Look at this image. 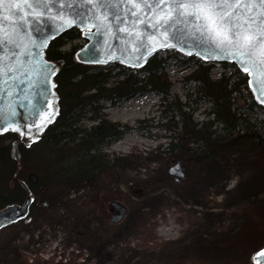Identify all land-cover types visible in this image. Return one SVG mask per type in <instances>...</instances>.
<instances>
[{
    "label": "rangeland",
    "instance_id": "374dc122",
    "mask_svg": "<svg viewBox=\"0 0 264 264\" xmlns=\"http://www.w3.org/2000/svg\"><path fill=\"white\" fill-rule=\"evenodd\" d=\"M157 58L167 60L170 95L185 100L181 78L193 66L178 65L184 59L174 51ZM217 68L214 64L210 70L212 79L219 75L213 71ZM160 97L142 93L119 105L103 103L109 120L131 128L104 150L124 158L126 169L102 175L92 190L70 188L53 214L35 211L31 218L2 230L0 264H251L253 252L264 241V193L257 201L248 193L264 183V152L248 150L207 171L185 162V179L174 182L166 170L175 153L167 155L163 144L166 135L180 129L149 128L147 121L155 124L159 119ZM209 107L206 103L196 111L195 120H204ZM36 152L25 153L26 163L17 170L33 177L34 183L40 177ZM110 202L126 207L123 219L112 226L107 225ZM87 203L96 211L79 209ZM103 230L108 237L96 241L92 236Z\"/></svg>",
    "mask_w": 264,
    "mask_h": 264
},
{
    "label": "trees",
    "instance_id": "16d2710c",
    "mask_svg": "<svg viewBox=\"0 0 264 264\" xmlns=\"http://www.w3.org/2000/svg\"><path fill=\"white\" fill-rule=\"evenodd\" d=\"M78 37L79 30L72 28L46 47L47 59L63 61L55 77L59 114L37 142L29 147L18 145L22 166L26 163L25 153L36 149L39 151L36 152L39 179L34 183L22 172L17 175L27 182L34 195L30 216L35 211L53 214L58 210L59 203L67 198L70 188L87 187L92 190L91 186L102 175L126 169L124 158L109 155L104 150L131 128L109 120L103 111L104 102L115 106L142 93L160 94V116L155 124H152L153 119L147 120L151 122L149 128L162 127L168 132L173 127L179 128V133L172 131L166 135L168 141L163 144L165 153H175V158L183 163L203 165L206 171L210 166L219 169L229 157L245 156L248 150L249 153L251 150L264 152V107L250 93L247 75L234 65L221 63V77L212 79V64H205L193 57L178 62V65L186 64L189 68L193 66L181 78L185 89V100L181 101L169 93L171 82L165 70L167 60L154 55L139 69L121 64L107 67L80 64L73 60L75 47L67 51L62 49L68 41ZM228 69L232 71L227 73ZM206 103L210 104L204 112L206 118L195 120L193 114ZM15 138L14 132L0 134V208L24 198V191L18 182L9 185L16 168L15 161L10 157L11 141ZM57 191L61 193L56 194ZM262 193L264 183L258 191L251 190L248 197L257 201V196ZM79 209L90 210L93 205L87 203ZM108 235V231L103 230L101 233L95 232L92 237L101 242ZM263 245L264 241L255 251Z\"/></svg>",
    "mask_w": 264,
    "mask_h": 264
},
{
    "label": "snow or ice",
    "instance_id": "6c2138e0",
    "mask_svg": "<svg viewBox=\"0 0 264 264\" xmlns=\"http://www.w3.org/2000/svg\"><path fill=\"white\" fill-rule=\"evenodd\" d=\"M4 2L5 0H0V4ZM22 2L31 9L28 15L34 14L40 19L44 18V14L36 10L39 4H59L60 11L55 17H50L61 20L58 31L71 27L78 20L82 29L87 25L86 34H90L95 28L97 31L103 30L106 35H112L111 21H120L116 31L126 34V43L138 42L139 46L135 47L134 51H140V47L145 44L144 32L139 26L145 23L146 17L147 27L153 30L147 34L149 42L163 38V47L174 46L167 43L172 40L183 48L187 47L184 41L191 39L192 46L198 49V54L199 49L206 50L203 59H231L253 78L249 80L250 86H261L259 93L264 96V0H80L87 10L77 12L70 18L62 15L65 7H72V4H65L64 0ZM89 5L91 7H87ZM121 5L124 6L123 15L120 12ZM48 11H52L51 7ZM24 23H27L26 19ZM177 33L182 39H177ZM27 36L28 30L21 28L18 22H14L11 31H6L0 26V51L8 49V46L26 49L24 38ZM47 39L48 37H44L41 44L33 43V47H47ZM187 54L191 55L192 52L189 50ZM11 55L15 57L11 63H5L4 57L0 56V75H8L15 80L18 78L15 73L24 75L32 71L38 78L47 79L57 72V66L47 60H34L33 65L29 67L21 61L20 52H12ZM29 55L34 56L35 53L29 52ZM21 68L25 71L21 72ZM52 87L55 88L56 85L52 84ZM28 103L29 112L40 110L31 100ZM11 115L15 116V111H12ZM31 127L39 131L41 125L34 123ZM12 131H19L22 138L26 135L18 128H13ZM257 255H264V250Z\"/></svg>",
    "mask_w": 264,
    "mask_h": 264
},
{
    "label": "water",
    "instance_id": "95a60500",
    "mask_svg": "<svg viewBox=\"0 0 264 264\" xmlns=\"http://www.w3.org/2000/svg\"><path fill=\"white\" fill-rule=\"evenodd\" d=\"M64 3L72 4L71 8L65 7L62 13L65 18H70V16H75L77 12L87 10V8L80 3V0H75V2L74 0H64ZM49 7L52 9L51 12L48 11ZM87 7L91 6L89 5ZM123 7V5L120 6L121 15H123ZM36 10L44 14L43 19L36 17L34 14L28 15L27 13L31 12V9H28L27 5H25L22 0H5L3 4H0V26H2L4 30L11 31L14 22L20 23L21 28L28 30V36L24 38L27 48L16 49L14 46H8V49L0 51V56L4 57V62L11 63L15 59L11 53L20 52L21 61L26 66L30 67L33 65L34 60L40 59L47 60L57 66L56 74L54 76H49L47 79H43L42 77L38 78L36 73L32 71H28L24 75L15 73L14 75L18 77L15 80L11 79L8 75H0V134L6 131H12L13 128H18L26 134L25 137L22 138L19 131H12L16 133L17 139L11 143L10 157L18 162V167L20 158L17 149L18 143H24L28 146L30 143L36 142L44 130L55 122L59 114V96L56 89L52 87V84L56 85L55 77L62 67L63 61L47 59L45 56L46 47H33V43L41 44L44 37H48V46L53 39L64 32L71 28H77L81 32L80 36L86 40V43L75 51L73 60L84 65L107 66L118 63L127 68L139 69L155 54L173 50L184 56L195 57L203 62L229 63L234 65L240 72L245 73L231 59H203L202 56L206 54V50L199 49L198 54V49L192 46L191 39L184 41L187 47L183 48L179 44H175L172 40H168L167 43L174 46L163 47V38H158L154 42H149L147 40V34L153 30L147 27L148 20L146 17L145 23L139 26L140 30L144 32L145 44L140 47V51H134V48L139 46L138 42L136 44L132 42L126 43V34L116 31V27L121 23L120 21H111L113 26L112 35H106L103 30L97 31L95 28L92 29L90 34H86L87 25L82 29L78 20L77 23L72 24L71 27L58 31L61 26V20L50 19V17H55L57 12L60 11L59 4L41 3L37 6ZM112 10L115 11L116 9ZM25 19L27 23H24ZM129 23H131V19H129ZM177 39H182L179 33H177ZM189 50L192 52L191 55L187 54ZM29 52L35 53V55H29ZM20 71L24 72L25 69L21 68ZM250 79L253 78L247 75L249 91L254 100L264 107V96L259 93V88L261 86L258 84L250 86ZM5 81H7V83H5ZM39 93H44V95H39ZM29 100L37 104L40 110L29 112ZM12 111H15V116L11 115ZM34 123L41 125L39 131H37L35 127H31ZM25 125H28V127H25ZM166 172L167 175L174 178L175 182H179L185 176L180 160H173ZM20 185L25 191V199L22 204L10 203L0 210V228L8 223L22 219L28 214L29 206L32 201V194L23 181L20 182ZM110 206L111 210H115V214L110 221L116 223L124 217L126 209L121 204L115 202L111 203ZM261 250H264V246L251 256V264H264V255H257Z\"/></svg>",
    "mask_w": 264,
    "mask_h": 264
},
{
    "label": "flooded vegetation",
    "instance_id": "af4514ba",
    "mask_svg": "<svg viewBox=\"0 0 264 264\" xmlns=\"http://www.w3.org/2000/svg\"><path fill=\"white\" fill-rule=\"evenodd\" d=\"M15 172H16V171H15ZM13 174H14V173H13ZM12 176H13V181H10V182H9V185H10V186L13 185L14 181H16V182L20 181V180L18 179V177H17V173H16V178L14 177V175H12ZM29 180H34V179H33V177H31ZM23 199H24V198H23ZM33 200H34V199H33ZM33 200H32L31 206H30L31 209H32V205H33V202H34ZM22 202H23V200H22L21 202H19V204H22ZM111 203H112V202H110V204H111ZM110 204H109V205H110ZM92 205H93V209H90V210H91V211H96L97 207H96L94 204H92ZM30 212H31V211H30ZM108 212H109L110 218H112V216L115 214V210H110V207L108 208ZM69 217H70V218L72 217L71 212L69 213ZM27 218H29V215H28V217H26L25 219L19 220V221L13 223V224H10V225H7V226L3 227L2 229H0V232H1L2 230L9 229V228L13 227L14 225H17V224H20V223L24 222ZM101 241H102V240H101ZM98 242H99V241H98Z\"/></svg>",
    "mask_w": 264,
    "mask_h": 264
}]
</instances>
